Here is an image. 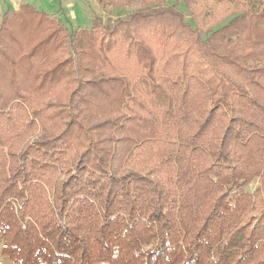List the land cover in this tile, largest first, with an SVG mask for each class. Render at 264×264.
Instances as JSON below:
<instances>
[{
  "label": "trees",
  "instance_id": "obj_1",
  "mask_svg": "<svg viewBox=\"0 0 264 264\" xmlns=\"http://www.w3.org/2000/svg\"><path fill=\"white\" fill-rule=\"evenodd\" d=\"M139 1L0 12L10 264H264V0Z\"/></svg>",
  "mask_w": 264,
  "mask_h": 264
},
{
  "label": "rangeland",
  "instance_id": "obj_2",
  "mask_svg": "<svg viewBox=\"0 0 264 264\" xmlns=\"http://www.w3.org/2000/svg\"><path fill=\"white\" fill-rule=\"evenodd\" d=\"M81 7L77 8V10H72V12L65 13L64 8L59 3H55L53 5L54 12L52 15L60 16L61 19L67 24V26L72 27L78 24L80 25H90L93 17H99L103 21V23L109 24L113 23L118 17H124L128 13L138 10L141 8V4L139 0L134 1L130 5L115 7L112 4H107L105 7H101L97 4L96 0H79ZM175 0H166V5L173 4ZM70 3L68 5L69 8L72 9L73 1H68ZM179 9L185 13V19L190 24H193L190 18V10L185 8L183 4H179ZM232 15L225 16L218 24H225ZM259 185L258 178H255L247 187V191H252ZM0 264H10V261L0 254Z\"/></svg>",
  "mask_w": 264,
  "mask_h": 264
},
{
  "label": "crops",
  "instance_id": "obj_3",
  "mask_svg": "<svg viewBox=\"0 0 264 264\" xmlns=\"http://www.w3.org/2000/svg\"><path fill=\"white\" fill-rule=\"evenodd\" d=\"M69 1V0H68ZM73 1L72 9L68 7L70 3H67V0H0V12H3L6 9H14L16 10L21 3H30L34 6H36L39 9H43L49 13L53 14V5L55 3L61 4V6L64 8V12H72V10H77V8H80V2L79 0H70ZM74 14V13H73Z\"/></svg>",
  "mask_w": 264,
  "mask_h": 264
}]
</instances>
